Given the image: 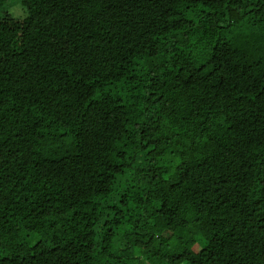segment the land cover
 <instances>
[{
  "label": "trees",
  "instance_id": "16d2710c",
  "mask_svg": "<svg viewBox=\"0 0 264 264\" xmlns=\"http://www.w3.org/2000/svg\"><path fill=\"white\" fill-rule=\"evenodd\" d=\"M10 1L0 264H141L140 243L156 264H264V0H45L68 22L48 55Z\"/></svg>",
  "mask_w": 264,
  "mask_h": 264
},
{
  "label": "rangeland",
  "instance_id": "374dc122",
  "mask_svg": "<svg viewBox=\"0 0 264 264\" xmlns=\"http://www.w3.org/2000/svg\"><path fill=\"white\" fill-rule=\"evenodd\" d=\"M38 12L40 15V22L37 26L44 27V31L46 32L45 38L40 40L38 38L39 29L36 25H30L27 30L24 31V41L26 44L37 45L38 49L44 54H52L54 50H58L62 48V45L65 40V33L68 26V22L57 14L50 13L47 9L45 0H11L9 4L10 13L22 21H26L29 19L31 11ZM23 71L18 72L17 75L22 76ZM16 80L11 83V95L17 100H23L28 91L27 85L20 81ZM47 87L39 86L33 90L34 97L39 98V102L37 105L33 106L31 110L37 111L40 115L45 118H53L54 117V105H53V97L48 98V94L46 91ZM188 211V205L184 204L181 206L179 210V217L184 218ZM138 250L140 255L144 256V261L141 264H156L158 262V258L151 254V248L148 244H138Z\"/></svg>",
  "mask_w": 264,
  "mask_h": 264
}]
</instances>
